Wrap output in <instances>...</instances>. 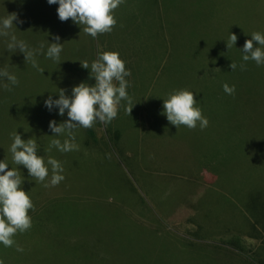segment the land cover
<instances>
[{
  "label": "rangeland",
  "instance_id": "374dc122",
  "mask_svg": "<svg viewBox=\"0 0 264 264\" xmlns=\"http://www.w3.org/2000/svg\"><path fill=\"white\" fill-rule=\"evenodd\" d=\"M159 1L0 0V264H264V240L250 224L242 235L251 257L218 240L223 229L245 225V205L264 201V145L250 141L264 140V121L258 135L241 138L235 114L226 117L231 97L215 102L217 80L210 92L201 86L204 68L173 80L170 62L158 71L132 61L152 58L143 51L151 47L161 53L174 36L212 59L209 46L231 42L222 26L230 20L248 31L244 47L227 56L262 58L264 0H161L168 16L154 9ZM101 4L118 9L120 25L134 15L120 46L97 44L106 37ZM197 94L201 112L183 121L187 109L178 108ZM187 195L198 199L196 210L187 203L183 212ZM66 197L80 204L59 219ZM29 204L39 218L13 212ZM55 207L61 212L50 215Z\"/></svg>",
  "mask_w": 264,
  "mask_h": 264
},
{
  "label": "trees",
  "instance_id": "16d2710c",
  "mask_svg": "<svg viewBox=\"0 0 264 264\" xmlns=\"http://www.w3.org/2000/svg\"><path fill=\"white\" fill-rule=\"evenodd\" d=\"M154 9L158 12V14H162L163 16H168L172 14L173 12H167L161 5V0L159 3L154 5ZM140 15V14H139ZM229 20V19H228ZM139 19L136 17L135 19V28H138L139 25ZM228 25L231 29L230 33V40L231 42L227 41H221L219 45H217V52L216 50L212 49L211 46H209V51L213 52L211 56L212 59H208L207 57L210 53L205 49V52L208 53L207 56H203L204 51L200 49V45L197 42H189V39H181L179 40V36H174L171 43H167L163 46H161V53L153 52L152 47L150 51L143 50L144 53L150 52L152 54L151 57H144V56H136L138 59L133 58V62H136V60H141V62L144 63H157L156 66H148L149 70L157 69L158 71H162L164 67H168L167 64L170 62L169 70L166 71V76H169V79L173 80H179L180 75L182 72H187V69L190 71H195L196 67H201L206 70V73L202 76L208 75V78L206 81L201 83V86L205 83L203 88H205L206 91L210 92L212 89L213 84L215 83V80H217V91L215 95V102L220 103L223 101V98L228 94L231 97V102L229 106L228 113L226 117H230L231 115L235 114L232 119L233 125L236 127V134L240 136L241 138H245L247 136H255L258 135L261 130L263 129L262 121H264V103L258 100V96H264V57L262 58H254L255 60H248L247 56L243 57L240 56L239 58H233L229 57L226 54V50L229 47H236L238 48L242 43V48L245 44V34L247 33V29L245 26L237 21L232 22L226 21L222 24V26ZM221 26V27H222ZM151 27L148 26V30ZM151 28L150 30H152ZM147 30V31H148ZM177 34L175 31L172 30V35ZM156 44L160 46L161 41L157 40ZM228 46V47H227ZM191 47L196 49H192ZM188 48L189 50L186 53H183V49ZM175 52V56L172 58V55L169 53ZM135 51V50H133ZM221 53H220V52ZM216 52V53H215ZM154 53H156L158 56H154ZM111 58L115 59L116 62L113 63L116 65V67H112L111 69L115 70L117 74L119 72L117 71V60L118 58L116 55L113 54V52H109ZM156 57V58H155ZM207 57V58H206ZM126 58V57H125ZM127 59V58H126ZM250 59V58H249ZM104 61V64L109 63L105 58H102ZM92 67V66H91ZM91 69V68H90ZM179 69H181L179 71ZM213 75V76H212ZM93 87V81L92 86ZM90 87V88H91ZM198 90V89H197ZM195 90V91H197ZM192 89H189L188 92H192ZM194 91V92H195ZM198 97H200V94H197L195 96V101H191L188 104L180 106L178 109H180V114H182L184 107H186L187 111V117L183 119V121H186V119L189 117L191 118V112L192 109L194 110V113H200L201 109V102L198 100ZM156 108L160 106V103L158 101H154ZM229 104V103H228ZM248 107V108H247ZM247 108V109H246ZM200 109V110H199ZM241 109L240 112L238 110ZM134 113L136 110H134ZM150 113L153 115V118L156 119L160 116L158 112L152 111L149 109ZM198 111V112H197ZM174 112H177V110H174ZM173 113V109H172ZM260 131V132H258ZM258 132V133H257ZM89 134L93 137L95 132L93 129L89 130ZM263 134V133H262ZM116 135V133H115ZM225 134L221 135V138H223ZM116 138V139H115ZM121 134H117V137H114L115 146L120 142ZM252 146H255L259 148V145H264V140H261L257 143H253V139H250ZM91 141H85V145L89 146V143ZM98 142V139L95 140V144ZM250 144V145H251ZM264 151L263 149L260 150L259 154ZM131 158V157H130ZM130 158H126L129 162ZM124 159V158H123ZM124 159V160H126ZM25 175L22 174L20 178H16V182L19 184L23 183V177ZM72 187L74 184H72ZM79 186V185H76ZM200 196V195H199ZM33 197V195H31ZM189 195L184 197V205H183V212L186 209V204L188 203L190 207L193 206L194 210L197 208V200L196 199V205L192 199L188 198ZM65 200H68V203L64 201V204L62 207H65V212L59 215L60 218H67L70 219L71 216L74 214V208L79 207V204L77 200L75 199H68L67 197ZM38 206L36 205L34 209L32 210V204L29 205H22L16 208H13L14 213H20V218L24 216H36V219L41 216V209H36ZM245 209L248 212V214L244 215V221L245 225L240 227H233L234 230L225 228V231L221 233V237H219V241L222 242L224 245L233 248L240 253L247 254L249 257L252 255H249L248 253L252 252L253 248L248 247V243L246 240L243 239L242 234H250L248 224H250V230L251 234L256 238L260 237L264 240V201H255L251 204V206L245 205ZM61 212L60 208H53V210L50 212V215H56ZM179 213V211H178ZM66 214V215H65ZM248 219H247V218ZM83 221V220H82ZM12 223H17V221H13ZM259 226L260 228H257ZM200 230L206 232L207 226H203V221L200 222ZM205 232L200 234L199 237L204 236H210L212 232H210L208 235H205ZM188 233H191L193 235L195 231L191 232L188 231ZM223 235V236H222ZM193 237L190 239V243H192ZM258 250V249H257ZM246 255V256H247ZM245 264H247L246 259L243 260ZM264 263V261H262Z\"/></svg>",
  "mask_w": 264,
  "mask_h": 264
},
{
  "label": "crops",
  "instance_id": "0c3cea01",
  "mask_svg": "<svg viewBox=\"0 0 264 264\" xmlns=\"http://www.w3.org/2000/svg\"><path fill=\"white\" fill-rule=\"evenodd\" d=\"M111 1H113V0H111ZM106 3H108V2H106ZM91 4L93 5V0H91ZM115 5H116V3H115ZM117 10L118 9H115L112 6H105L103 4L100 5V11H99L100 16L104 15V17L106 19L105 21L101 20V23H103L102 28H104V30H105V32L103 34H105L106 37H104V38L98 37L101 39V40L98 39V45L104 42L106 45H107V43H112L115 46H120V44L122 42H124V40L120 39V36H123L125 33V30L129 29L130 25H129V21H127V20H129V18L133 19L134 15L127 18V16L130 14L128 12H126L122 21H121L122 25H120V23H117V21H120L119 15L117 14ZM95 13H96V11H95ZM87 17L89 18V27H90L92 20L90 19V15L85 13L86 26H87ZM116 23L118 24V26L116 25ZM115 26H117L119 28V30L117 31V35H116L117 37L114 39H110L113 36V32H114L111 27H115ZM131 27H132V25H131ZM90 30H91V28H90ZM128 32H129V30H128ZM95 33L98 34V30ZM89 35H90V33H89ZM93 36H94V34H93Z\"/></svg>",
  "mask_w": 264,
  "mask_h": 264
},
{
  "label": "bare ground",
  "instance_id": "6f19581e",
  "mask_svg": "<svg viewBox=\"0 0 264 264\" xmlns=\"http://www.w3.org/2000/svg\"><path fill=\"white\" fill-rule=\"evenodd\" d=\"M144 17V16H143ZM167 20V19H166ZM139 26V25H138ZM152 26V25H151ZM145 28V27H144ZM126 29V28H125ZM150 30V29H149ZM145 31V30H144ZM131 32V31H130ZM149 32V31H148ZM98 44V43H97ZM102 48V47H101ZM104 48V47H103ZM99 87V86H98Z\"/></svg>",
  "mask_w": 264,
  "mask_h": 264
}]
</instances>
